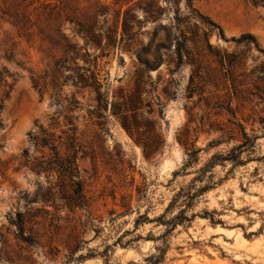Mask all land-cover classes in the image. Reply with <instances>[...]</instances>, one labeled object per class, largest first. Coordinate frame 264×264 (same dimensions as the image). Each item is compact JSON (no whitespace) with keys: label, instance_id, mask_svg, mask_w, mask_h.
<instances>
[{"label":"rangeland","instance_id":"1","mask_svg":"<svg viewBox=\"0 0 264 264\" xmlns=\"http://www.w3.org/2000/svg\"><path fill=\"white\" fill-rule=\"evenodd\" d=\"M40 2L53 42L0 18V264H264V54L230 40L264 50V0Z\"/></svg>","mask_w":264,"mask_h":264},{"label":"trees","instance_id":"2","mask_svg":"<svg viewBox=\"0 0 264 264\" xmlns=\"http://www.w3.org/2000/svg\"><path fill=\"white\" fill-rule=\"evenodd\" d=\"M4 3L7 0H2ZM9 5L4 8H0V18L4 19L5 21L9 22L16 30L18 33L19 37H25L27 39H30L34 34L36 36H39L41 40H47L50 42L55 41V38L52 36V32L58 33L59 29L58 28H53L54 24L57 23L65 14L64 8H56L55 6H52L49 3L46 2H40V0H8ZM213 27L214 24H211ZM35 29V30H33ZM203 34L206 35V32L203 31ZM221 38H224L222 32L219 30L218 34ZM187 37L185 34H181V38L176 41L175 44V55L178 60V63H181L182 57L186 53V42H187ZM230 40L242 44L246 49L250 48L251 45L259 52L264 54V50L259 47L257 44L255 38L248 34L244 33L241 34L237 39L236 38H231ZM205 46L207 49H212L211 45L208 43V41L205 39ZM219 51H215L214 57H216L218 63L220 66H223L224 60L219 56ZM244 53L240 52V66L242 65V56ZM226 57L229 59L226 60V64L228 69L231 71V68L233 64H235L233 61L230 60V58H234L233 54H225ZM256 73V82L253 84V87L260 93V98L264 97V88L263 86H257V82H262L264 81V64L260 63L259 66H256L254 69H252L248 74L251 75L252 73ZM249 75H243V76H249ZM32 83L33 86L36 88L38 86L37 81L32 78ZM248 90V89H247ZM40 91V90H39ZM134 97L138 96L137 89L135 88ZM139 105L138 97L135 98L134 100H130L129 98L127 101H123L121 104H116L115 106L122 107L124 110L123 112H132V114H135V110L137 109V106ZM114 106V107H115ZM117 107V108H118ZM2 109V105L0 104V111ZM122 114V113H121ZM125 116V114L123 115ZM121 126L123 129L129 134L132 135V131L136 133L138 132V129H140V126L133 124L128 125L126 122L125 117L121 118L120 121ZM3 127L2 120L0 118V128ZM138 135V133H136ZM246 140H248L247 137H245ZM35 142L38 146L41 147H50V148H55L53 145L54 141L51 139V136L45 134L42 132V137L35 138ZM1 147V144H0ZM144 149L146 148L145 145H143ZM243 147V144H240L237 146L234 150H240ZM22 159H24L22 162H20V168L21 166H26L28 165V155L27 151L23 150ZM71 163L67 162V164L64 166L65 172H67L70 169ZM32 170H36L38 172L42 171H47L49 169L44 162H37L34 165H31ZM79 195V194H78ZM78 197V196H77ZM78 200L80 198H77Z\"/></svg>","mask_w":264,"mask_h":264},{"label":"water","instance_id":"3","mask_svg":"<svg viewBox=\"0 0 264 264\" xmlns=\"http://www.w3.org/2000/svg\"><path fill=\"white\" fill-rule=\"evenodd\" d=\"M44 108H45V102H42L37 108L38 113H41ZM26 127H27V124L24 122H20V123L16 124L10 130V133H9L10 142L9 143L11 144L13 141H16L19 138H21L25 133Z\"/></svg>","mask_w":264,"mask_h":264}]
</instances>
